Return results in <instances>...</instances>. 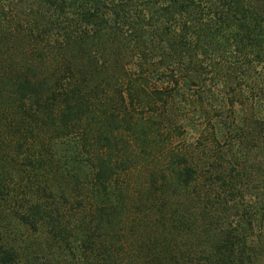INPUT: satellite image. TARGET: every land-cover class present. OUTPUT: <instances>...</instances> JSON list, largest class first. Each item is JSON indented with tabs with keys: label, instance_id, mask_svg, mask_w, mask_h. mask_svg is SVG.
Segmentation results:
<instances>
[{
	"label": "trees",
	"instance_id": "1",
	"mask_svg": "<svg viewBox=\"0 0 264 264\" xmlns=\"http://www.w3.org/2000/svg\"><path fill=\"white\" fill-rule=\"evenodd\" d=\"M0 264H264V0H0Z\"/></svg>",
	"mask_w": 264,
	"mask_h": 264
}]
</instances>
